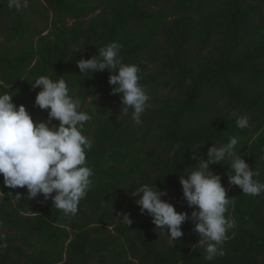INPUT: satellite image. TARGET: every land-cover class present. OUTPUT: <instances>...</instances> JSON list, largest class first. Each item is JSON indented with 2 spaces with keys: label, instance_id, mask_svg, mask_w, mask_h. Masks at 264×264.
<instances>
[{
  "label": "trees",
  "instance_id": "16d2710c",
  "mask_svg": "<svg viewBox=\"0 0 264 264\" xmlns=\"http://www.w3.org/2000/svg\"><path fill=\"white\" fill-rule=\"evenodd\" d=\"M17 11L0 0V94L10 92L35 121V80L64 78L82 110L93 116L83 134L93 141L86 160L92 184L75 216H65L43 195L20 200L0 193V264H264V194L251 196L229 184L230 163L213 164L233 202L235 220L225 255L208 261L195 247L200 237L179 176L207 158L214 144L239 140L238 154L264 182V0H27ZM102 12L98 16V11ZM40 16L42 26H38ZM48 32L47 34H45ZM126 64L141 69L150 99L142 125L117 120L121 94H112L110 72L80 74L76 61L111 42ZM84 43L79 51L77 47ZM169 89L163 96V91ZM132 110V109H131ZM245 115L249 127L236 119ZM58 124V121H52ZM143 131V134H141ZM167 190L162 199L188 212L184 235L169 240L141 213L129 194L142 184ZM120 213L130 214L132 224Z\"/></svg>",
  "mask_w": 264,
  "mask_h": 264
},
{
  "label": "clouds",
  "instance_id": "9594fccd",
  "mask_svg": "<svg viewBox=\"0 0 264 264\" xmlns=\"http://www.w3.org/2000/svg\"><path fill=\"white\" fill-rule=\"evenodd\" d=\"M26 3L27 0H8L9 8L17 11ZM121 47L120 43L111 42L99 48L91 58L76 61V66L84 76L108 70L112 94H121V113L132 109V120L139 125L142 114L149 107L150 97L140 83L141 69L136 64L122 61ZM31 87L40 89L35 106L48 110L46 121H35L25 105L14 103V95L10 92L0 94V175L3 184L9 189L26 188L28 200L43 195L65 216H75L94 174L86 160L93 141L83 134L85 123L93 116L82 110L80 99L70 94L64 78L53 80L42 75ZM236 125L240 129L249 127L248 117L239 116ZM238 144L235 136L228 143H214L208 149L207 158L197 157L201 147L192 148L191 159H198V162L179 176L184 199L193 209L194 231L200 237L195 247L203 250L208 261L225 255L223 244L228 239L227 233L235 226V220L226 216L233 200L227 196L221 176L214 173L211 166L229 162L234 173L228 175L230 185L238 186L242 193L253 197L264 194V182L258 179L259 171L238 154ZM0 193L10 200L21 199L20 193L9 191L5 194L2 189ZM129 195L139 197L135 202L141 213L147 212L155 228L164 230L169 240L177 241L184 235L182 225L189 219L188 212H178L171 202L162 199L168 195L167 190H159L155 183L142 184ZM118 215L126 225L132 224L130 214ZM2 229L0 224V240L6 238Z\"/></svg>",
  "mask_w": 264,
  "mask_h": 264
},
{
  "label": "rangeland",
  "instance_id": "374dc122",
  "mask_svg": "<svg viewBox=\"0 0 264 264\" xmlns=\"http://www.w3.org/2000/svg\"><path fill=\"white\" fill-rule=\"evenodd\" d=\"M24 7L25 8H28L29 6L27 4H25ZM101 12H102V10L98 11L93 16H98ZM36 20H37L38 26H42V20H41L40 16H36ZM47 33L48 32H46L45 34H47ZM0 41L2 42V41H4V39L3 38H0ZM84 46H85L84 43H82L80 46L77 47V50L81 51L84 48ZM162 93H163V96H171L172 97V96H175L176 95L174 93L173 94H168L169 93V89L164 90ZM121 108H122V106L121 105H118V109H117V111L115 113L116 114V117H118L120 115ZM145 113H146V110H145V112L141 116V123L139 124L140 126L142 125V120H143V118L145 116ZM123 114L126 115V116L127 115H130L131 118H132V115H131L132 114V110L131 109H128L127 112H122L121 115L119 116V118H117V120H120ZM141 134H143V131H142Z\"/></svg>",
  "mask_w": 264,
  "mask_h": 264
}]
</instances>
